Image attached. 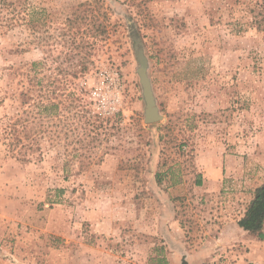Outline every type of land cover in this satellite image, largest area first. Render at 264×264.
I'll list each match as a JSON object with an SVG mask.
<instances>
[{
  "label": "rangeland",
  "instance_id": "1",
  "mask_svg": "<svg viewBox=\"0 0 264 264\" xmlns=\"http://www.w3.org/2000/svg\"><path fill=\"white\" fill-rule=\"evenodd\" d=\"M21 2L22 25L0 21V264L264 257L243 231L211 245L264 182V0ZM82 108L104 119L97 137ZM212 161L223 184L203 198Z\"/></svg>",
  "mask_w": 264,
  "mask_h": 264
},
{
  "label": "trees",
  "instance_id": "2",
  "mask_svg": "<svg viewBox=\"0 0 264 264\" xmlns=\"http://www.w3.org/2000/svg\"><path fill=\"white\" fill-rule=\"evenodd\" d=\"M24 12L25 7L21 0H0V21L6 19L5 22L9 23L11 26L22 25L23 21L26 20ZM102 27L103 24L100 23L96 27L97 32L103 33ZM82 100L83 98L77 99L80 105L83 102ZM82 109V116H80V118H85L86 123L89 126L92 125V132L97 137L100 135V131L104 128V119L101 120V118L97 116L92 117L89 110H86L85 108ZM14 132H16V130H14ZM197 184H201V178L198 179ZM238 226L244 232L254 235L259 240L264 241V182L255 189L252 199L247 204L243 217L238 221ZM159 264L169 263L165 257H162L161 260H159Z\"/></svg>",
  "mask_w": 264,
  "mask_h": 264
},
{
  "label": "crops",
  "instance_id": "3",
  "mask_svg": "<svg viewBox=\"0 0 264 264\" xmlns=\"http://www.w3.org/2000/svg\"><path fill=\"white\" fill-rule=\"evenodd\" d=\"M221 165L218 164L217 162L212 161L210 166H208L205 170H204V175H203V179H201V184H197L196 183V188L200 189L203 192V198L205 195H208L210 193H217L221 190V186L223 184V168H222V162H220ZM207 193V194H206ZM225 218V225L221 230V233L219 234V243L218 242H213L214 247L219 246L222 247L221 249H226L230 246V244L232 243V240L235 239L234 233H237L238 231H243L241 228H239L238 226V220H235L233 218H230L228 220V218L225 216L223 217V219ZM244 232V231H243ZM216 241V240H215ZM171 244L173 245H178L177 247L180 249L179 252H183L182 255L183 256H187V259H200L202 260L203 258H205L207 255H210L209 251L210 249L208 247L202 248L204 251L199 252V256L197 254V252L194 253H188L187 251H185V247L183 248V244L182 242H179L177 240V238L172 237V242ZM197 256V257H195ZM212 257V256H211ZM166 259L168 261V263L173 264V260H171L169 258V256H166Z\"/></svg>",
  "mask_w": 264,
  "mask_h": 264
},
{
  "label": "water",
  "instance_id": "4",
  "mask_svg": "<svg viewBox=\"0 0 264 264\" xmlns=\"http://www.w3.org/2000/svg\"><path fill=\"white\" fill-rule=\"evenodd\" d=\"M138 47V59L140 62V68L138 70L140 75V83L143 88V97L146 104L145 109V119L144 123L150 125L156 122H159L163 119V116L160 114L159 108L156 103V99L153 93L152 85L150 78L148 76V63L147 59L144 56L140 44L137 42Z\"/></svg>",
  "mask_w": 264,
  "mask_h": 264
},
{
  "label": "built area",
  "instance_id": "5",
  "mask_svg": "<svg viewBox=\"0 0 264 264\" xmlns=\"http://www.w3.org/2000/svg\"><path fill=\"white\" fill-rule=\"evenodd\" d=\"M247 264H264V257L260 259H249Z\"/></svg>",
  "mask_w": 264,
  "mask_h": 264
}]
</instances>
